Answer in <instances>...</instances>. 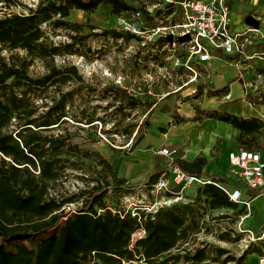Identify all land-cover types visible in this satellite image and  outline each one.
Returning a JSON list of instances; mask_svg holds the SVG:
<instances>
[{
  "label": "rangeland",
  "instance_id": "374dc122",
  "mask_svg": "<svg viewBox=\"0 0 264 264\" xmlns=\"http://www.w3.org/2000/svg\"><path fill=\"white\" fill-rule=\"evenodd\" d=\"M41 1L14 0L11 6L4 2L0 6V18L7 14H30L37 9ZM126 1L140 8L145 6L152 8L154 16L147 18L149 25L160 20L163 24H170L173 21L167 19L169 9H161L160 0ZM124 14L126 12L121 15L115 14L111 5L102 4L93 13L72 9L70 15L65 18L73 24L72 27H55L54 21L43 23L42 28L46 32L48 46L51 50L54 47L58 48L57 54L49 55L45 59L33 58L24 49H11L9 46L0 48V56L5 57L11 64L20 65L24 59L30 60L29 73L34 77L48 74L53 66L62 69L76 66L82 76V80L76 77L68 79L61 77L51 85L41 89L33 88L28 92L31 104L39 110L37 114L45 112L55 101L65 97L66 101L62 107L66 116L59 125L46 131V134H67L80 145L83 152H89L88 155L85 153L64 155L67 159V169L53 193L60 199H73V202L65 204L67 210L71 212L82 207V201L89 196L94 187H109L106 204L115 213L129 212L133 216L138 212H145L155 215L159 210L167 208H177L185 212L187 226H190L191 230L190 236L178 248L152 262L148 263L142 259L134 261V264H235L224 263V259L227 255L241 256L248 249L246 245L249 242L246 234L240 232V219L236 211L210 209L205 201L207 196L199 193L203 187L197 183L188 187H176L175 190L180 193L175 203L165 201L167 195L171 194L154 192L153 187L148 184L119 188L113 177V170H110L97 155L100 153L111 163H116L120 170V166L123 165L121 158L135 148L133 145L138 138L142 137L135 146L148 145L147 149L163 146L161 145L165 142L163 134L158 135L154 130L148 133V130L153 124L168 129L171 120L175 122L180 119L179 116H172L178 109L177 100L182 102L191 98V106L201 119L203 115H208L215 109H225L229 104L233 105V101L238 98L233 94L234 98L226 101L222 97L213 96L226 95L215 91L216 82L211 83L212 77L215 81V75L223 73V70L217 67L223 64L222 60H218L222 63H216L211 70L213 76L204 79L200 75L196 82L185 86V82L195 73L177 69L171 65V61L165 59L169 54L166 41L145 44L141 37L127 39L128 33L122 29L120 21ZM57 18L58 15L53 20ZM77 24L81 27H77ZM105 30L120 32L124 37L103 35L102 32ZM256 52L257 56L254 59L243 61L240 70H236L228 63L227 68L243 90L249 92L248 97L264 101V53L260 50ZM198 69L202 75L208 74L203 67L200 66ZM119 74H123L125 78L122 84L115 82ZM247 82L253 85L247 86ZM196 87L202 88L201 91L197 90L192 96L185 95L193 92L191 88ZM255 88L258 90L254 91ZM17 125L18 121L13 120L5 129L6 132H13L15 136L14 130L18 128ZM253 145L250 147L254 148ZM1 158L4 157L0 153V161ZM142 165L137 169V173L147 168L149 163L145 162ZM240 207L245 210L241 204ZM138 238L137 234L135 242ZM39 240L15 239L4 243L0 237V246H3L5 254L10 255L29 250L33 263ZM251 245L262 250L264 243L258 241ZM198 248L205 250L209 258L205 262L178 258L186 253L194 254ZM220 250H225L226 255H220ZM260 256L262 255L259 254ZM259 257L254 256L248 263L259 264Z\"/></svg>",
  "mask_w": 264,
  "mask_h": 264
},
{
  "label": "trees",
  "instance_id": "16d2710c",
  "mask_svg": "<svg viewBox=\"0 0 264 264\" xmlns=\"http://www.w3.org/2000/svg\"><path fill=\"white\" fill-rule=\"evenodd\" d=\"M12 1L0 0V6L4 2L11 6ZM102 4L111 5L113 13L118 15L140 8L126 0H42L30 14H7L0 18V48L24 49L33 58L40 59L57 54V47L51 50L48 46L42 24L54 21L55 27H72L73 24L65 20L72 9L93 13ZM172 11L169 9L168 14ZM57 15L58 18L53 20ZM77 27L81 25L77 24ZM102 34L124 37L112 30H105ZM126 37L136 38L130 33ZM29 66L30 60L24 59L18 65L0 56V153L4 157L0 161V237L4 243L15 239L40 240L36 244L33 263L29 250L10 255L5 254L3 246H0V264H134V261L142 259L149 263L178 248L190 236L191 230L187 226L185 212L177 208L159 210L155 215L145 212L133 216L129 212L115 213L106 204L109 187H94L82 201V207L71 212L65 204L73 202V199H60L53 193L67 169L64 155H88L89 152H83L67 134H46L66 116L62 107L65 97L37 114L39 110L31 104L28 92L51 85L61 77L82 80V76L76 66L65 69L53 66L48 74L34 77L29 73ZM208 116L236 127L240 131L242 146L252 148L250 146L254 144L257 148L256 137L264 131L262 120L216 110ZM13 120L18 121L15 136L5 130ZM140 139L142 137L133 147ZM97 155L113 170L119 188L143 184L153 187L162 174L161 171L151 172L144 182L132 184L118 176L113 163L102 154ZM197 161L205 160L198 158L192 164ZM181 167L191 172L185 165ZM192 173L202 175L201 171ZM202 187L199 193L207 196L205 201L210 209H230L238 216L245 212L218 186L206 184ZM141 229L145 230V237L132 244L133 234ZM226 253L220 250V255ZM251 253L263 255L264 248L260 250L250 245L239 257L227 255L224 263L245 264L246 257ZM178 258L199 262L209 259L203 248Z\"/></svg>",
  "mask_w": 264,
  "mask_h": 264
},
{
  "label": "built area",
  "instance_id": "2783aa9c",
  "mask_svg": "<svg viewBox=\"0 0 264 264\" xmlns=\"http://www.w3.org/2000/svg\"><path fill=\"white\" fill-rule=\"evenodd\" d=\"M160 2H162L161 9L173 10L167 17V19L173 20L170 24H163V21L160 20L149 25L147 18L154 14H152V8L145 6L126 12L120 18L122 29L125 33L141 37L145 44L166 41L169 54L165 59L171 61V65L177 69L195 73L185 82V86L196 82L200 75L204 79L210 76L209 74L202 75L198 69L204 63H211L216 58L227 56L230 59H225V62L235 67L236 70H240L243 67V61L254 59L257 56L253 47L259 39H264V34L258 28L252 27L241 32H232L229 0H160ZM187 35L190 38L182 40ZM170 37H172V41H170ZM204 70L208 72V70ZM115 82L117 84L125 82L124 75L116 76ZM246 85L252 86L253 84L247 82ZM191 89H193L191 93H195L198 88ZM257 90L258 88H255L254 91ZM224 98L228 101L232 100V92H228ZM158 153L167 158L169 163L153 185L154 192L162 191L171 194L167 195L165 201L175 203L180 193L175 190L176 187H186L194 183L200 186L214 184L226 192L233 203L245 207V212L239 215V227L240 232L245 233L249 238L246 248L254 242L262 241L264 243V228L259 234H256L254 230L244 224L245 219L250 215L252 201L264 194V160L260 151L240 146L237 150L229 153L232 176L236 180L232 186H227L221 180L186 172L176 162L177 149L162 147ZM249 193L250 196L247 198ZM137 234L139 235L138 239H141L145 237L146 232L141 229L134 233L132 244L135 243ZM259 264H264V254L259 257Z\"/></svg>",
  "mask_w": 264,
  "mask_h": 264
},
{
  "label": "crops",
  "instance_id": "0c3cea01",
  "mask_svg": "<svg viewBox=\"0 0 264 264\" xmlns=\"http://www.w3.org/2000/svg\"><path fill=\"white\" fill-rule=\"evenodd\" d=\"M229 6L231 9L230 27L232 32H241L252 27L247 24L246 20L249 16H253L259 22V27L257 28L264 34V0H229ZM253 50H260L261 53H264V39H259ZM225 59H230V57L221 56L211 63L202 64L203 69L208 70V74L211 77L213 76L211 70H213L215 64L222 63L223 61L221 66L217 65V67L223 70V73L215 75V81L212 77L211 83L216 82L215 91H218V93L227 94L228 92H233L232 94L238 97L233 101V105L229 106V104L225 109L220 108L215 110L222 113H232L244 118L254 117L264 122V101H261L262 99L257 101L256 98L248 97L249 92H245L241 84L233 79V74L227 68L229 65L227 66ZM218 60L222 61L219 62ZM185 95L192 96L193 94L190 92ZM203 95L204 93L201 96ZM213 96L222 97L223 100H226L224 98L225 95L213 94ZM190 101L191 98L182 102L177 100L178 109L172 116H179L180 119L175 122L171 120L168 129L155 126L154 124L149 128L148 133L154 130L158 135L163 134L165 138V142L161 144L163 146L160 145L161 147L155 149H147L148 145H137L132 151L127 152L124 158H121L120 161L123 162V165L122 167L120 166V170L116 163H113L116 166L119 177L127 179L130 183H142L151 171L163 172L168 166L169 161L160 155L158 151L162 147H170L178 151V164L185 165L191 171L186 172L196 175L197 173L194 174L192 172L201 171L202 175L199 176L221 178L220 180L225 181L224 183L227 186H232L236 183L235 178L232 176L229 153L242 146L239 141L240 131L231 124L209 117L208 115H203L200 119L195 109L191 106ZM160 129L163 131H160ZM256 145V149L260 151L264 160V131L257 135ZM198 158H203L205 161H197L196 164H192ZM145 162L149 163V166H146L147 168L137 173V169H140L144 165L142 163ZM249 196L250 193L247 195V198ZM249 214L244 224L246 227L254 230L256 234H259L264 228V194H261L252 201ZM254 256L259 257V254H249L245 259V264H250L248 260Z\"/></svg>",
  "mask_w": 264,
  "mask_h": 264
},
{
  "label": "water",
  "instance_id": "95a60500",
  "mask_svg": "<svg viewBox=\"0 0 264 264\" xmlns=\"http://www.w3.org/2000/svg\"><path fill=\"white\" fill-rule=\"evenodd\" d=\"M246 21H247V24L251 25L252 27H255V28L259 27L258 20H256L253 16H249ZM189 38L190 36L187 35V36H184L182 40H187ZM170 41H172V37H170Z\"/></svg>",
  "mask_w": 264,
  "mask_h": 264
}]
</instances>
